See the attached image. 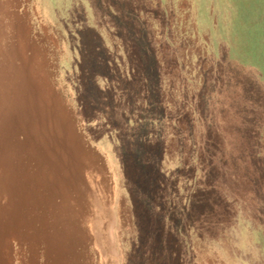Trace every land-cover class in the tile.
Masks as SVG:
<instances>
[{
    "label": "rangeland",
    "instance_id": "1",
    "mask_svg": "<svg viewBox=\"0 0 264 264\" xmlns=\"http://www.w3.org/2000/svg\"><path fill=\"white\" fill-rule=\"evenodd\" d=\"M0 264H264V0H0Z\"/></svg>",
    "mask_w": 264,
    "mask_h": 264
}]
</instances>
